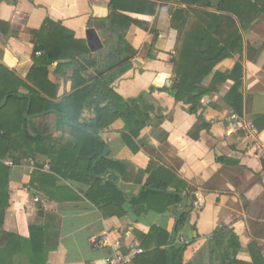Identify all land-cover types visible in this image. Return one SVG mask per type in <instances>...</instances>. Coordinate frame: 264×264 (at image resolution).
Instances as JSON below:
<instances>
[{
  "label": "crops",
  "instance_id": "1",
  "mask_svg": "<svg viewBox=\"0 0 264 264\" xmlns=\"http://www.w3.org/2000/svg\"><path fill=\"white\" fill-rule=\"evenodd\" d=\"M150 1L157 3L154 15L123 13L137 20L125 30L120 27V32L136 51L134 59L138 63L132 59L110 85L129 101L133 112L145 116L147 124L138 136L129 132L121 117L96 128L108 146V157L126 164L122 171L116 169L118 185L130 196H137L148 181L151 162L182 180L185 188L180 194H190L192 207L174 241L186 245L183 264H264V0H238L244 10L242 21L233 12L220 11V0L218 8L211 5V0L196 5L188 3L192 0ZM110 3L0 0V75L9 86L5 87L25 94L30 89L39 90L40 79L33 68L45 54L43 44L54 48L59 59L48 66L55 96L41 93L59 102L83 88L85 84L74 88L75 67L65 64L72 61L71 56L86 53V47L95 55L108 44L117 46L116 40L109 38L113 12ZM176 7L185 10L181 21L172 19ZM252 8L262 10L253 19ZM205 12L230 16L234 22L223 19L217 35L208 31L210 20ZM92 30L100 43L97 50L90 44ZM211 36L217 51L221 47L227 51L216 63L215 73L200 84L208 92L193 113L192 104L175 98L174 84L180 75L174 62L178 55L179 72L194 76L202 57L200 45ZM138 97L140 102L132 101ZM98 99L89 100L79 119L81 124L97 118ZM108 103L102 102L100 107ZM235 105L241 109L240 114L235 112ZM237 114L251 121L258 131L236 129L229 118ZM58 120L51 114V133L42 145L57 155L58 165L65 161L62 155L70 159L72 179L56 176L49 191L41 189L38 182L32 184L34 170L52 172L49 157L42 152L30 150L26 156L20 150L18 163L13 164L11 158L4 161L12 167L9 186L14 209L25 215L28 224L45 227L50 247L47 264H99L109 250L94 247L93 237L109 233L123 242L122 251L126 252L125 244L136 240L141 245L144 240L139 235H148L155 226L170 235L168 249L180 203L170 204L163 212L150 210L146 215H137L130 203L120 209L88 199L85 194L92 179L85 173L87 160L82 155L93 154L94 148H81L85 139L81 131ZM65 186L73 189L74 197L60 194ZM168 191L174 192L175 188L169 187ZM33 197H38L40 203ZM159 199L157 195L149 196L157 205ZM118 210L124 211L122 215L114 213ZM4 230V240L9 232L17 231ZM145 244L144 252L153 255L156 240H145ZM16 258L19 262L15 264H27L23 256Z\"/></svg>",
  "mask_w": 264,
  "mask_h": 264
},
{
  "label": "trees",
  "instance_id": "2",
  "mask_svg": "<svg viewBox=\"0 0 264 264\" xmlns=\"http://www.w3.org/2000/svg\"><path fill=\"white\" fill-rule=\"evenodd\" d=\"M201 1L192 0L188 3L196 5L200 4ZM110 4L113 12L110 17L112 27L110 28L109 38L116 40L117 46L108 44L102 52L95 55L91 54L86 47L88 53H78L75 58L71 56L72 61L65 64V66L75 67V75L72 77L74 88L85 84L83 88L71 96L59 102H53L41 93L43 91L47 95L55 96V93L52 92L53 85L48 80V66L59 59V56L56 55L54 48L49 49L47 45L42 44L41 47L45 54L37 59L36 66L33 68V74L40 79L37 84L38 91L30 89V92L25 94L19 93L18 90L13 88H6L9 86L4 84L3 77L0 75V264H15L19 262L16 257L20 256L26 259L27 264H47V254L50 247L46 243L45 227L38 224H28L25 215L14 209V201L9 186L12 167L4 161L11 158L13 164L18 163L17 153L20 150H24L26 156H29L28 151L30 150L42 152L49 157L52 172L34 170L32 184L38 182L41 189L49 191V185L54 183L56 176H60L67 181L72 179L73 175L70 174L72 162H70V159H66V156L62 155L61 160L65 161L59 162L58 165L57 155L48 152L45 146L42 145L51 133L48 121L51 114L57 116L59 124H66L81 131L82 136L85 138L81 148H94L93 154L86 149L91 154L88 156L82 155L87 160L85 173L92 179L89 182L90 188L85 194L88 199L97 204L113 205L120 209L125 203H130L137 215H146L150 210L163 212L170 204L181 203L182 199L179 194L185 188L182 180L173 172L163 166H158L155 162H151L149 165L147 170L149 173L148 181L137 196H130L122 191L117 182V171H122L126 164L108 157V146L99 138L96 131V128L107 126L116 117H121L125 121L127 129L134 136H138L147 124L145 116L133 112L129 101L115 93L110 85L126 71L132 59L136 56V51L124 38L125 33L121 34L120 27L125 30L133 21L137 20L123 13L154 15L157 3L150 0H111ZM219 10L233 12L242 21L244 10L238 5V0H220ZM261 11L259 9L255 11L252 8L251 19ZM204 15L210 20L207 25L208 31L217 35L223 24L221 23L222 20L226 18L231 20L230 16L219 13L205 12ZM231 21L234 22V20ZM236 33L238 39L241 40L239 32ZM217 47L214 36L201 43V60L198 61L197 66L193 61V67L196 66L194 76L190 73H180V57L177 55L175 59L176 70L180 75L174 84L175 98L187 100L192 104L191 111L193 113L196 112L197 102L208 92L200 84L205 77L214 72L216 63L226 55L225 51L227 50L225 48L221 47L217 51ZM36 48L37 50L40 49L39 46ZM96 97L99 98L96 105L97 118L87 124H81L79 119L83 109L87 106L89 100ZM237 99H242L238 93ZM107 100L109 103L101 108L100 104ZM132 101L140 102L141 97ZM235 112L241 113L238 105H235ZM169 187H174L175 191L169 192ZM60 192L66 197L75 196L73 189L69 186L61 188ZM150 195L160 197L158 205L149 200ZM186 197V210L177 231L185 224L188 213L192 210L189 201L190 194L187 193ZM123 212L118 210L114 213L122 215ZM9 228L17 231L9 232L4 240L3 236L6 233L4 229ZM139 236L144 240L141 247L145 249L147 247L145 240L148 243L153 239L156 240L155 253L151 255L144 252L135 257L133 264H183V253L186 245L174 242L167 249L170 235L161 228L155 226L148 235Z\"/></svg>",
  "mask_w": 264,
  "mask_h": 264
},
{
  "label": "built area",
  "instance_id": "3",
  "mask_svg": "<svg viewBox=\"0 0 264 264\" xmlns=\"http://www.w3.org/2000/svg\"><path fill=\"white\" fill-rule=\"evenodd\" d=\"M36 54H41L40 51H37ZM230 121H233L237 126L236 129H241L244 127L247 131L254 133L258 129L256 126L249 121L246 117L242 115H233L229 118ZM31 164H34L33 161H30ZM35 202H39L38 197H33ZM92 243L94 247L98 249L107 248L108 253L99 261V264H133V260L136 256L144 253V249L136 241L132 240L125 244L127 251H122L124 246L123 242L120 239H113L109 233H103L100 236H95L92 238Z\"/></svg>",
  "mask_w": 264,
  "mask_h": 264
},
{
  "label": "water",
  "instance_id": "4",
  "mask_svg": "<svg viewBox=\"0 0 264 264\" xmlns=\"http://www.w3.org/2000/svg\"><path fill=\"white\" fill-rule=\"evenodd\" d=\"M211 5L215 8H218L219 7V0H211ZM184 15H185V10L181 7H176L173 11L172 19L175 21H181L183 19ZM91 32H92L91 33L92 37L90 40V44H91V47L93 48V50H97L100 48V43L97 42V38H96L94 31L92 30ZM134 62L138 63L136 59H134ZM179 195H180L182 200H181V203H180L179 208H178L177 213H176L175 224H174L170 244H173L175 241V238L177 236L178 225L180 223V220H181L183 213H184L186 206H187V197L184 194H179Z\"/></svg>",
  "mask_w": 264,
  "mask_h": 264
}]
</instances>
